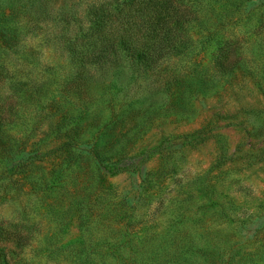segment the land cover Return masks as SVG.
Listing matches in <instances>:
<instances>
[{
	"label": "rangeland",
	"instance_id": "1",
	"mask_svg": "<svg viewBox=\"0 0 264 264\" xmlns=\"http://www.w3.org/2000/svg\"><path fill=\"white\" fill-rule=\"evenodd\" d=\"M98 1L0 0V220L30 229L22 264H264L262 0H190L191 46L148 70L73 62Z\"/></svg>",
	"mask_w": 264,
	"mask_h": 264
},
{
	"label": "trees",
	"instance_id": "2",
	"mask_svg": "<svg viewBox=\"0 0 264 264\" xmlns=\"http://www.w3.org/2000/svg\"><path fill=\"white\" fill-rule=\"evenodd\" d=\"M259 6L256 30L264 28V0ZM88 16L86 30L66 39L65 46L73 62L82 67L116 65L119 59L126 57L137 70L153 68L165 57L188 49L192 44L188 27L197 19L190 0H99L90 6ZM238 50L237 41L223 40L215 61L218 68L228 71L236 66ZM12 115L13 102L8 97L0 98V127L7 124ZM173 230L169 226L159 236L162 243L171 242ZM31 239L27 226L0 220V264H22L20 254ZM126 247L125 242L114 246L121 255L127 253Z\"/></svg>",
	"mask_w": 264,
	"mask_h": 264
}]
</instances>
